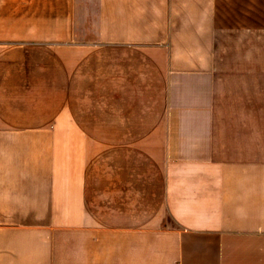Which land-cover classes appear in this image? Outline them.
<instances>
[{
  "label": "crops",
  "instance_id": "crops-1",
  "mask_svg": "<svg viewBox=\"0 0 264 264\" xmlns=\"http://www.w3.org/2000/svg\"><path fill=\"white\" fill-rule=\"evenodd\" d=\"M0 264H264V0H0Z\"/></svg>",
  "mask_w": 264,
  "mask_h": 264
}]
</instances>
